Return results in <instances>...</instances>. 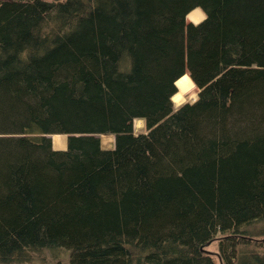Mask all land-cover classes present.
Returning <instances> with one entry per match:
<instances>
[{"label":"trees","instance_id":"trees-1","mask_svg":"<svg viewBox=\"0 0 264 264\" xmlns=\"http://www.w3.org/2000/svg\"><path fill=\"white\" fill-rule=\"evenodd\" d=\"M47 248L264 264V0H0V264Z\"/></svg>","mask_w":264,"mask_h":264},{"label":"rangeland","instance_id":"rangeland-1","mask_svg":"<svg viewBox=\"0 0 264 264\" xmlns=\"http://www.w3.org/2000/svg\"><path fill=\"white\" fill-rule=\"evenodd\" d=\"M186 19L188 22L189 21H192V22L197 21V20L191 19V17H189L188 15H187ZM176 86H177V84H176ZM177 90H178V86H177ZM198 91H199V88L195 84V86L190 91L185 93V95L183 94L184 97L179 98V99H176L173 97L175 106H177L180 103H183L185 101H194L198 96ZM133 125H134L135 133L144 132L146 130L145 120L143 118H135L133 120ZM64 138L66 140L67 137L64 136ZM99 138H100L101 146L104 149L113 148L115 146V143H114L115 136L113 134H101L99 136ZM55 140L56 139L54 137L53 146L63 148L62 146L57 145V141H55ZM65 147H66V145H65ZM214 246L215 245L212 244L211 248H213ZM68 256H69V250H67V249H62V248L49 249V248H47L44 250L42 256L32 255L29 259L24 260L23 262H14V263H10V264H52V263H56L58 261L66 262L68 260Z\"/></svg>","mask_w":264,"mask_h":264},{"label":"bare ground","instance_id":"bare-ground-1","mask_svg":"<svg viewBox=\"0 0 264 264\" xmlns=\"http://www.w3.org/2000/svg\"><path fill=\"white\" fill-rule=\"evenodd\" d=\"M174 98L176 99H179V98H182L184 97L183 93L181 92H177L173 95ZM66 137L65 134H55L54 137H55V141H57V145H60L62 147H65L66 143H67V138L65 140L64 136ZM66 142V143H65Z\"/></svg>","mask_w":264,"mask_h":264},{"label":"water","instance_id":"water-1","mask_svg":"<svg viewBox=\"0 0 264 264\" xmlns=\"http://www.w3.org/2000/svg\"><path fill=\"white\" fill-rule=\"evenodd\" d=\"M175 84H176V82H175Z\"/></svg>","mask_w":264,"mask_h":264}]
</instances>
